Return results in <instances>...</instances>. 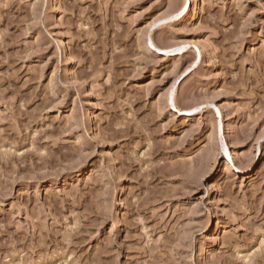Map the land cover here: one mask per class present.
Wrapping results in <instances>:
<instances>
[{
	"label": "rangeland",
	"instance_id": "374dc122",
	"mask_svg": "<svg viewBox=\"0 0 264 264\" xmlns=\"http://www.w3.org/2000/svg\"><path fill=\"white\" fill-rule=\"evenodd\" d=\"M0 0V264H264V0Z\"/></svg>",
	"mask_w": 264,
	"mask_h": 264
},
{
	"label": "bare ground",
	"instance_id": "6f19581e",
	"mask_svg": "<svg viewBox=\"0 0 264 264\" xmlns=\"http://www.w3.org/2000/svg\"><path fill=\"white\" fill-rule=\"evenodd\" d=\"M197 0H185L183 5L180 7L178 15L185 14L189 8L193 5V3H196Z\"/></svg>",
	"mask_w": 264,
	"mask_h": 264
}]
</instances>
